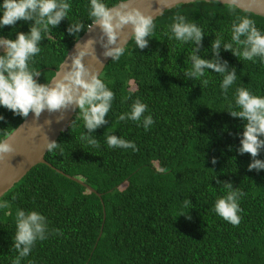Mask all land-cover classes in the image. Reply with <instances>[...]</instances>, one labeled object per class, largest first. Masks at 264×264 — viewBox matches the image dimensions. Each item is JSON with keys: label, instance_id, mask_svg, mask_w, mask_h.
<instances>
[{"label": "trees", "instance_id": "16d2710c", "mask_svg": "<svg viewBox=\"0 0 264 264\" xmlns=\"http://www.w3.org/2000/svg\"><path fill=\"white\" fill-rule=\"evenodd\" d=\"M119 1L103 0L109 7ZM68 2L67 18L42 34L41 51L30 62L41 73L34 78L38 83L50 81L94 22L90 0ZM177 14L201 27L199 45L175 39L171 25ZM243 15L264 33V17L236 6L202 0L177 4L155 17L147 47L140 49L130 39L124 55L108 61L100 78L115 98L106 123L88 132L77 108L56 139L57 148L44 156L101 197L47 164L34 165L0 196V203L9 204L0 208V264H13L18 256L13 247L18 209L45 217V239L35 242L21 264H264V169L249 171L251 155L238 152L246 121L228 112L239 110L238 87L264 96V62L259 57L255 63L244 60L224 48L232 43L242 51L244 46L231 41V35L234 20ZM78 22L85 29L69 34V26ZM33 23L0 26V38L15 39ZM217 38L218 55L212 49ZM193 49L201 59L226 65L225 75L235 70L237 79L226 94L220 87L223 74L213 69L206 68L199 79L186 75ZM137 99L148 106L140 120L121 121L120 115L130 113ZM149 115L153 124L145 130ZM0 117L2 141L24 117L3 106ZM86 135L99 146L82 139ZM109 135L134 143L135 150L109 147ZM256 159L264 161V148ZM225 183L242 193L238 226L215 212L216 201L230 191Z\"/></svg>", "mask_w": 264, "mask_h": 264}, {"label": "clouds", "instance_id": "9594fccd", "mask_svg": "<svg viewBox=\"0 0 264 264\" xmlns=\"http://www.w3.org/2000/svg\"><path fill=\"white\" fill-rule=\"evenodd\" d=\"M230 7L236 6V0H225ZM71 4L68 0H3L0 8L3 15L0 17V26H14L17 21H34L28 33L17 32L16 38H0V48L3 55H0V106L12 111L16 115L27 118L29 113H34L39 118L41 113L47 110L49 113L59 112L58 119H63L65 110L78 108L88 132H93L99 126L106 123L107 116L114 100V92L100 78L97 68L86 65L83 62L85 56L95 57L94 44L96 41L89 38L82 45L79 40L76 43V51L70 57L67 67L64 65L51 81L38 83L34 77L40 76V71L30 67V62L41 51V41L44 35L52 28L59 25L62 19L67 18L71 11ZM155 12H145L132 4V0H121L118 5L109 7L103 0H90L89 17L94 24L89 25L88 30L98 25L101 30L99 37L104 49L103 56L111 57L112 61H118L125 53V45L129 39H134L136 47L144 49L148 45L146 38L151 37L155 28ZM126 26H130V35L122 38ZM84 28L81 22L72 23L67 32L78 34ZM171 32L175 39L182 42L195 41L199 45L204 36L201 27L188 22L186 17L177 14L171 25ZM241 36L246 39L241 40ZM231 41L243 45L240 49H233L232 43L224 44L225 50H231L232 54L244 60L255 63L259 57L264 62V33L257 27L253 19L248 15L237 16L232 24ZM221 46V39L217 38L212 43L215 54ZM192 61V68L186 71L188 77L199 79L205 75V69H213L216 73L223 74L221 89L226 94L237 79L235 70L225 75L226 65L217 63L215 60H205L195 55V49L189 57ZM203 85L208 81L203 80ZM235 106L238 111H228L233 117H239L244 123L243 138L240 141L241 147L238 152L242 155L248 153L252 162L248 165L252 169H264V161L256 159L261 148H264V96L253 94L250 89L238 87L235 93ZM147 105L137 99L131 112L121 114V121L131 119L139 121L146 111ZM2 119V117H0ZM145 130L153 124L151 115L144 118ZM82 139L88 140L92 145L99 146L98 142L86 135ZM109 147L119 146L133 148L134 143L117 138L114 135L107 137ZM56 141H47L45 147L51 152L57 148ZM14 152L13 146L7 141H0V158L5 154ZM215 162V161H213ZM217 183H220L217 181ZM230 191L226 196L219 198L215 204V212L225 221L233 226H238L241 217L238 213L239 197L242 195L238 190H232L231 183L224 184ZM15 198V197H13ZM5 201L0 203V208H8ZM45 217L36 212L30 211L27 215L22 210L16 212V232L13 247L18 256L13 264H21V259L27 257L37 240H44ZM23 246V247H22Z\"/></svg>", "mask_w": 264, "mask_h": 264}, {"label": "water", "instance_id": "95a60500", "mask_svg": "<svg viewBox=\"0 0 264 264\" xmlns=\"http://www.w3.org/2000/svg\"><path fill=\"white\" fill-rule=\"evenodd\" d=\"M194 1L197 0H132V4L136 7H139L146 13L155 12V17H157L164 10L170 9L177 4L189 3ZM202 1H217L222 4H226L225 0ZM119 3H121V1H119L115 5H118ZM236 7L264 17V0H236ZM92 24H94V22ZM130 32V26H126L124 32L122 33V38L130 35ZM100 36L101 30L98 25L93 26L91 30H88L87 28V30L75 41V43L68 50L66 56L59 64L58 69L55 71L50 81L60 71L65 61V67H67V62L70 63V57L76 51L77 41L79 40L80 44L82 45L89 38H92L96 41V43L94 44V49L95 56L96 58H98V60H96L95 57L85 56L83 58V62L86 65L88 64L89 66L94 65L100 75L105 65L111 59V57L103 56L104 49L99 40ZM76 110L77 108H75V106H72V108L65 110L63 113V119H58V117H60L61 115L59 112L49 113L47 110H45L41 113L39 118H36L34 113L30 112L28 117L24 118L22 122L2 140H7L13 146L14 152L5 154L2 158H0V196L8 191L15 183H17L34 165L38 163H44L52 168H55L44 158L47 152L45 144L47 143V141H56L61 131L73 117ZM55 169L69 179L84 185L90 192H93L97 196L101 197V193L97 192L82 180L66 174L57 168ZM103 217H105L104 207Z\"/></svg>", "mask_w": 264, "mask_h": 264}, {"label": "rangeland", "instance_id": "374dc122", "mask_svg": "<svg viewBox=\"0 0 264 264\" xmlns=\"http://www.w3.org/2000/svg\"><path fill=\"white\" fill-rule=\"evenodd\" d=\"M0 49H2V48H0Z\"/></svg>", "mask_w": 264, "mask_h": 264}]
</instances>
